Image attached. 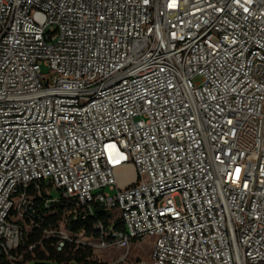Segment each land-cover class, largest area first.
Here are the masks:
<instances>
[{
	"label": "built area",
	"instance_id": "obj_1",
	"mask_svg": "<svg viewBox=\"0 0 264 264\" xmlns=\"http://www.w3.org/2000/svg\"><path fill=\"white\" fill-rule=\"evenodd\" d=\"M43 186L112 217L97 241L45 231L58 252L152 238L149 261L97 264H264V0H0L10 262Z\"/></svg>",
	"mask_w": 264,
	"mask_h": 264
},
{
	"label": "trees",
	"instance_id": "obj_2",
	"mask_svg": "<svg viewBox=\"0 0 264 264\" xmlns=\"http://www.w3.org/2000/svg\"><path fill=\"white\" fill-rule=\"evenodd\" d=\"M46 188H50V186H43V196L34 198V224H30V221H27V225H31V230L26 232L23 227V242L16 252H12V256L17 258L21 255L23 257L21 264H97V261L93 260V250L90 246H78L75 242L66 243L64 250L58 252L57 238L47 236L45 231L57 230L59 224L67 219V227L73 235H78L85 231L87 237H92L94 241H97L101 234L95 226L101 223L107 229L112 217L100 207H96L94 214L87 216L83 220L81 209L77 208L73 201L63 198L60 202L46 207ZM76 215H78L77 220H74L73 218ZM113 227L118 230L124 228L120 219L114 222ZM30 246L34 247L32 251H29ZM0 264H11V262L2 254L0 256Z\"/></svg>",
	"mask_w": 264,
	"mask_h": 264
},
{
	"label": "rangeland",
	"instance_id": "obj_3",
	"mask_svg": "<svg viewBox=\"0 0 264 264\" xmlns=\"http://www.w3.org/2000/svg\"><path fill=\"white\" fill-rule=\"evenodd\" d=\"M46 72L47 70L44 69ZM26 232H29L31 228L25 226ZM80 244H89L93 250V260L101 263H108L113 261H118L122 258H126L127 261L135 260H150V253L154 243V239L145 238L142 241H135L127 248H100L98 242H93L88 239L79 238ZM23 259L18 257L11 260V264H21Z\"/></svg>",
	"mask_w": 264,
	"mask_h": 264
},
{
	"label": "bare ground",
	"instance_id": "obj_4",
	"mask_svg": "<svg viewBox=\"0 0 264 264\" xmlns=\"http://www.w3.org/2000/svg\"><path fill=\"white\" fill-rule=\"evenodd\" d=\"M119 177H120V180L121 182H126L127 180L128 181H131L133 179V172H132V169L130 167H122L120 170H119Z\"/></svg>",
	"mask_w": 264,
	"mask_h": 264
},
{
	"label": "snow or ice",
	"instance_id": "obj_5",
	"mask_svg": "<svg viewBox=\"0 0 264 264\" xmlns=\"http://www.w3.org/2000/svg\"><path fill=\"white\" fill-rule=\"evenodd\" d=\"M146 2H147V0H146ZM170 6H172V7H174L175 6V4L173 3L172 5H170ZM239 174V169H237V175Z\"/></svg>",
	"mask_w": 264,
	"mask_h": 264
}]
</instances>
